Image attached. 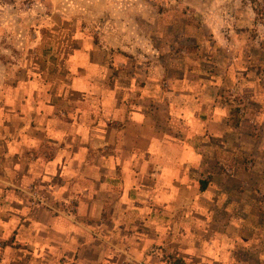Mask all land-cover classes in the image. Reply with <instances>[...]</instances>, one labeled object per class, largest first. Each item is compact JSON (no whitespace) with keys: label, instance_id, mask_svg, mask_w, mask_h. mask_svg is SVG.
I'll return each instance as SVG.
<instances>
[{"label":"crops","instance_id":"1","mask_svg":"<svg viewBox=\"0 0 264 264\" xmlns=\"http://www.w3.org/2000/svg\"><path fill=\"white\" fill-rule=\"evenodd\" d=\"M129 2L0 0V36L17 35V20L28 36L27 16L47 20L50 7L79 23L70 43L63 25L51 28L41 44L51 62L0 54V264H235L252 239L262 264L264 221L247 232L246 221L221 220L230 207L216 196L245 178L222 171L231 159L262 161L247 130L264 124V88L238 55L220 66L217 43L180 65L171 45L169 59L153 46L145 62ZM230 88L249 97L237 105Z\"/></svg>","mask_w":264,"mask_h":264},{"label":"rangeland","instance_id":"2","mask_svg":"<svg viewBox=\"0 0 264 264\" xmlns=\"http://www.w3.org/2000/svg\"><path fill=\"white\" fill-rule=\"evenodd\" d=\"M136 2L127 3L124 6V12L129 14L128 26L138 28L139 35H131L129 38L134 43H142L146 46L143 55L149 62L153 59V52L150 51L153 46L161 49V56L164 59H169L170 45L175 51L173 59L185 61L190 56L206 59L208 51L213 43L220 46L217 53V61L220 66L226 67L234 63V56L238 55L239 60H236L235 65H239L243 74H249L248 77H253L255 81L260 83L259 87L264 88V0H135ZM104 11L110 12L120 10L121 5L103 3ZM75 8L79 7L74 4ZM87 10L91 12V3L87 1L85 4ZM108 6V8L106 7ZM29 5H20L19 9L28 10ZM16 8V7H15ZM38 9V8H37ZM51 18L39 21L30 19L27 16L25 25L30 28L27 35H19L21 20L15 21L18 34L15 36L1 35L0 43L2 46H12L13 51H3L0 54L3 59L14 56L19 61L21 60H36L46 59L53 61L57 59L55 54L41 52L45 37L49 34L51 28H59L63 25L66 29L65 37L69 43L74 38V32L79 27V23L70 20L66 25L62 24L57 12L53 11L56 8L50 7ZM79 9V8H78ZM74 11V10H73ZM145 15V18L143 17ZM1 22V21H0ZM80 23L84 28H91L89 20H81ZM54 26V27H53ZM41 29V34L37 31ZM91 32V29L89 30ZM61 41V42H63ZM26 45V46H24ZM26 47V48H25ZM213 51V50H212ZM214 52V51H213ZM157 56V54L155 55ZM181 60V61H180ZM233 88L229 89V95H234L237 105L243 104L241 100L247 99L249 96H243V93L248 91L237 88L232 93ZM242 108L244 106H241ZM245 108V107H244ZM264 124H261L256 119H253L251 125L248 126V132L254 139H261L259 157L262 161L255 163L253 161V152L251 154H240L238 158L233 159L225 164L222 171L227 175H244V179L240 178L239 182L233 180L231 184L227 183L226 194L222 197H217L221 201L226 199L227 205L230 207L228 213L221 216V220L237 219L238 221H246L244 230L247 232L253 231L250 227L253 221H264ZM243 149L253 151V147L257 141L250 142L244 140ZM258 150V151H259ZM227 168H229L227 170ZM226 175V176H227ZM231 181V180H230ZM254 181V184H253ZM215 196V195H214ZM221 196V195H220ZM217 205L215 207H219ZM220 211L216 212L218 215ZM222 230H228L227 226H221ZM238 231L237 229H235ZM258 234L256 239L257 249L264 253V229ZM250 250L247 256L243 255V259L235 264H256L253 262V239L249 245ZM255 246V245H254ZM255 246V247H256ZM232 263V261L230 262ZM258 263H261L258 261ZM213 264V263H210ZM264 264V261H262Z\"/></svg>","mask_w":264,"mask_h":264},{"label":"trees","instance_id":"3","mask_svg":"<svg viewBox=\"0 0 264 264\" xmlns=\"http://www.w3.org/2000/svg\"><path fill=\"white\" fill-rule=\"evenodd\" d=\"M203 188H205V186H203Z\"/></svg>","mask_w":264,"mask_h":264}]
</instances>
